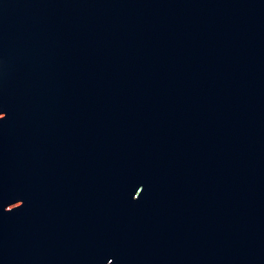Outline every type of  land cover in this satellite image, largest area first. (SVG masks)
Returning <instances> with one entry per match:
<instances>
[{
  "label": "water",
  "instance_id": "obj_1",
  "mask_svg": "<svg viewBox=\"0 0 264 264\" xmlns=\"http://www.w3.org/2000/svg\"><path fill=\"white\" fill-rule=\"evenodd\" d=\"M0 264H264V0H0Z\"/></svg>",
  "mask_w": 264,
  "mask_h": 264
}]
</instances>
